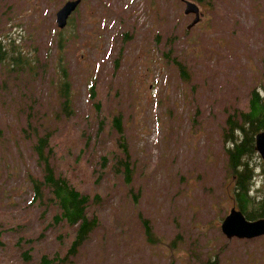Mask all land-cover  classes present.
<instances>
[{
  "label": "rangeland",
  "instance_id": "1",
  "mask_svg": "<svg viewBox=\"0 0 264 264\" xmlns=\"http://www.w3.org/2000/svg\"><path fill=\"white\" fill-rule=\"evenodd\" d=\"M66 1L0 0V264L60 260L74 239L76 227L35 200L34 147L46 135L54 174L89 197L87 217L98 220L59 264H264V237L220 231L236 207L227 121L248 111L254 90L264 97V0H187L201 14L190 30L180 0H81L59 30ZM249 159L259 202L264 164Z\"/></svg>",
  "mask_w": 264,
  "mask_h": 264
},
{
  "label": "trees",
  "instance_id": "2",
  "mask_svg": "<svg viewBox=\"0 0 264 264\" xmlns=\"http://www.w3.org/2000/svg\"><path fill=\"white\" fill-rule=\"evenodd\" d=\"M0 51L3 48L0 43ZM4 54H0V60ZM183 78L187 77V72L182 65H178ZM61 77L58 86V96L60 104L66 116L72 115L71 107V90L65 68L60 67ZM92 91V90H91ZM94 94L90 92V98L94 99ZM114 127L121 133L120 118L114 119ZM264 131V97L257 90L251 93L248 102V111L239 114V120L227 121V129L224 135V142L229 143L231 148L226 151L228 169L231 172L233 181L232 194L236 206L242 211L246 218L255 221L264 218V198L256 202L251 198V186L253 170L250 168L249 157L255 153L254 136L258 132ZM237 134V135H236ZM48 136L37 139L34 149L37 154L38 163L42 167L43 180H31L35 200L38 204H50L56 208L58 214L55 217L57 223H65L66 226L76 227L74 239L70 245L66 257L58 260V256L50 257L42 255L37 264H59L67 256L74 255L80 246L88 239L89 235L98 226L96 217L89 219L86 210L89 204V197L81 194L69 182L61 177L56 176L47 157H44V148L49 143ZM123 139V138H122ZM124 148V144L119 143ZM126 155V151H124ZM121 161V160H120ZM120 164V162H119ZM129 163L124 162V179L127 184L131 183V171ZM121 165V164H120ZM130 175V177H129ZM145 235L148 242L151 243L153 238L152 229L147 220L142 221ZM25 256L29 259L30 252Z\"/></svg>",
  "mask_w": 264,
  "mask_h": 264
},
{
  "label": "water",
  "instance_id": "3",
  "mask_svg": "<svg viewBox=\"0 0 264 264\" xmlns=\"http://www.w3.org/2000/svg\"><path fill=\"white\" fill-rule=\"evenodd\" d=\"M80 4V0L68 1L56 14V23L59 29L66 26L67 19L76 10ZM185 15L194 14L195 19L188 30L199 21L198 7L190 2H185ZM255 150L260 154L261 159L264 161V131L260 132L255 137ZM221 233L229 240L237 238L241 240H251L264 236V219L256 221H247L241 211L231 209L228 216L222 221L220 227Z\"/></svg>",
  "mask_w": 264,
  "mask_h": 264
},
{
  "label": "flooded vegetation",
  "instance_id": "4",
  "mask_svg": "<svg viewBox=\"0 0 264 264\" xmlns=\"http://www.w3.org/2000/svg\"><path fill=\"white\" fill-rule=\"evenodd\" d=\"M182 1V0H181Z\"/></svg>",
  "mask_w": 264,
  "mask_h": 264
}]
</instances>
